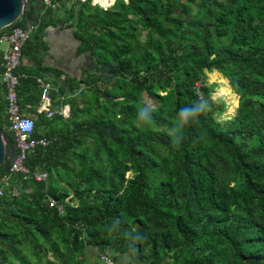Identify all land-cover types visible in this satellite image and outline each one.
Instances as JSON below:
<instances>
[{"label": "trees", "instance_id": "1", "mask_svg": "<svg viewBox=\"0 0 264 264\" xmlns=\"http://www.w3.org/2000/svg\"><path fill=\"white\" fill-rule=\"evenodd\" d=\"M58 1L66 19L45 8L22 47L36 66L18 68L28 74L21 111L33 137L50 140L25 164L47 179L13 172L4 184L0 207L13 222L0 217V263L104 264V253L113 264H264V0ZM59 23L94 65L67 77L64 99L49 90L65 115L47 118L38 54ZM212 72L238 97L222 119ZM201 102L182 123L179 109ZM141 108L150 119L137 118ZM0 128L13 141L1 80Z\"/></svg>", "mask_w": 264, "mask_h": 264}, {"label": "built area", "instance_id": "2", "mask_svg": "<svg viewBox=\"0 0 264 264\" xmlns=\"http://www.w3.org/2000/svg\"><path fill=\"white\" fill-rule=\"evenodd\" d=\"M85 1V0H81ZM45 6H53L54 0H42ZM114 0H97L101 7H108L113 4ZM34 27L31 25L18 26L13 29L2 28L0 32V42L5 40L7 45L1 50L0 56V80L5 87L6 115L9 121V129L13 133V147L16 151L11 159L8 173L1 178L0 197L4 194V184L13 172L30 174L35 181H45L47 172L43 170H30L25 164L27 155L37 145H47L50 141L48 138L33 137L34 120L31 116L23 114L20 109L17 87L21 79L27 78L28 74L18 70L22 60V47L32 35ZM36 82L40 87L39 103L40 109L48 118L54 115L64 116L63 108L52 106V99L49 93L51 84L41 77H36ZM50 205H57V202L51 196H47ZM61 209L60 205H57ZM100 258L104 264H113V259L107 254L101 253Z\"/></svg>", "mask_w": 264, "mask_h": 264}, {"label": "crops", "instance_id": "3", "mask_svg": "<svg viewBox=\"0 0 264 264\" xmlns=\"http://www.w3.org/2000/svg\"><path fill=\"white\" fill-rule=\"evenodd\" d=\"M71 2L72 0H68L65 3V6L68 7ZM59 3L60 2L58 0H54L52 8L57 9V16L62 17L65 20L67 14L63 12L61 7H59ZM47 7L51 6H46V8ZM44 10L40 11V20ZM42 39L46 43V50L41 54H38V56L40 58L42 66L48 67V70L43 73V79L51 84V89L55 90L60 99H64L69 94V83L67 77L79 78L87 69L91 70L94 65L93 59L91 58L89 51L80 52L78 50V40L73 33L72 27L63 23H59L53 26H47L42 33ZM2 49H0V53ZM21 65H24V67L28 71L33 70L36 66V64L26 56L22 58L19 66ZM49 69L58 71L59 75H55V71H49ZM38 88L40 91L39 86ZM55 102L56 101L52 100V106L54 107ZM39 105L40 103L38 102L37 109L41 110ZM41 112L43 111L41 110ZM15 191L14 193H16ZM9 208V206L0 207V217H4V219L5 217H8L5 213L7 210H9ZM8 220L10 221V223L13 222V219L10 217H8ZM5 221L7 220L5 219ZM8 258L12 259V257ZM1 259L2 257L0 255V260ZM123 264L126 263L123 262Z\"/></svg>", "mask_w": 264, "mask_h": 264}, {"label": "water", "instance_id": "4", "mask_svg": "<svg viewBox=\"0 0 264 264\" xmlns=\"http://www.w3.org/2000/svg\"><path fill=\"white\" fill-rule=\"evenodd\" d=\"M46 8L42 0H0V32L2 28L13 29L20 26L17 20L23 17L24 25L36 27L40 20V11ZM37 38V34L33 35ZM16 151L13 141L0 128V164L6 158L12 159Z\"/></svg>", "mask_w": 264, "mask_h": 264}, {"label": "rangeland", "instance_id": "5", "mask_svg": "<svg viewBox=\"0 0 264 264\" xmlns=\"http://www.w3.org/2000/svg\"><path fill=\"white\" fill-rule=\"evenodd\" d=\"M7 45V42L5 40L0 42V49L4 48ZM92 67V66H91ZM221 73L219 72H212L207 73V82L208 83H216V86L214 87L212 97L214 99L223 98L226 103V109L225 111L219 116V118H225L229 116L230 114L234 113L235 108L237 106V95L231 90V87L229 85V82L226 78H224ZM221 89H225L223 92ZM26 114H30V112H24Z\"/></svg>", "mask_w": 264, "mask_h": 264}, {"label": "clouds", "instance_id": "6", "mask_svg": "<svg viewBox=\"0 0 264 264\" xmlns=\"http://www.w3.org/2000/svg\"><path fill=\"white\" fill-rule=\"evenodd\" d=\"M201 110H203L202 102L194 105H184L179 109L177 115L182 123H188L195 119ZM137 118L140 120L150 119L142 108L138 111Z\"/></svg>", "mask_w": 264, "mask_h": 264}]
</instances>
